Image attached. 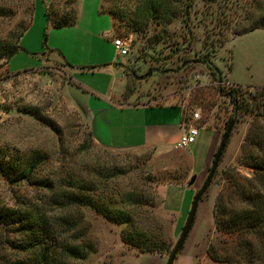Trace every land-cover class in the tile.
<instances>
[{
  "label": "rangeland",
  "instance_id": "rangeland-1",
  "mask_svg": "<svg viewBox=\"0 0 264 264\" xmlns=\"http://www.w3.org/2000/svg\"><path fill=\"white\" fill-rule=\"evenodd\" d=\"M168 1L177 6L175 0ZM260 1L264 8V0ZM150 4L151 0H0V54L14 52L6 58L7 64L0 60V212L45 208L51 198L42 187L45 180L65 185L74 178L95 180L98 171L106 176L118 172L101 195L104 201L142 188L146 197L154 199L155 208H144L136 217L138 226L145 233H162L170 248L175 246L225 132L230 108L217 95V87L238 85L251 94L264 89V28L233 35L224 25L231 12L217 21L216 6L201 1L193 2L187 25L180 19L156 23ZM263 8L249 2L245 7L254 17L264 15ZM46 12L51 19H46ZM75 14L79 27H53L52 21H71ZM242 16L231 22L232 29L249 25ZM113 37L131 40L128 55L116 56ZM212 40L221 43L208 56L218 73L200 61ZM88 94L109 98L116 107L162 105L147 111L163 114L173 127L164 131L162 144L154 148H104L92 139L78 106ZM193 113L199 114L197 121L191 118ZM252 122L249 117L233 125L172 264H224L210 262L206 253L210 245L223 241L215 232L214 203L225 184L224 172L230 169L243 178L252 176L253 169L240 161ZM189 123L198 129L195 143L175 149ZM32 163L30 179L22 178ZM45 210L50 216L58 214L55 207ZM81 212L97 253L79 264L167 263L166 257L139 254L124 245V225H113L91 210ZM13 230L0 223V264L19 257L9 244L21 238Z\"/></svg>",
  "mask_w": 264,
  "mask_h": 264
},
{
  "label": "trees",
  "instance_id": "trees-1",
  "mask_svg": "<svg viewBox=\"0 0 264 264\" xmlns=\"http://www.w3.org/2000/svg\"><path fill=\"white\" fill-rule=\"evenodd\" d=\"M194 1H201L205 6H216L219 11L215 13L219 17L217 21L220 17H226L225 12H231L224 25L233 35L264 28V15L254 17L245 9L248 2L252 7L262 9L259 6L260 0H175L177 6L171 5L168 0H151V18L156 23L165 24L180 19L187 25ZM169 8L175 11H169ZM241 13L242 20L249 21V25L232 29L231 22L236 23ZM45 17L50 18L48 12ZM52 24L55 29L74 26L76 14L71 21L58 19L52 21ZM26 29L19 35L18 43ZM218 44L221 43L212 40L200 60L217 73V68L211 64L208 56ZM11 50L0 54V60L5 59L7 64L6 58ZM214 71L212 75L215 76ZM216 92L230 108L224 120L225 130L230 122L234 125L245 122L249 117L253 120L240 154L241 163L251 167L253 173L250 178H243L230 169L224 172L225 184L214 203L215 232L223 241L210 245L206 253L210 260L224 264H264V122L261 120L264 117V89H255L251 94L238 85L230 88L218 86ZM90 135L93 139L91 131ZM33 163L23 171L22 178L30 179ZM104 173L98 171L95 180L74 178L65 185L48 180L42 182V187L51 192L50 201L44 204L45 208L55 207L58 214L54 216L48 215L44 207L34 206L26 210L1 211L0 223L13 227V232L21 237L9 242L11 248L19 254L18 259L10 264H79L96 254L97 243L89 232L82 208L91 210L113 225H124L121 241L127 247L135 249L139 254H157L168 260L173 248H170L167 238L162 233L141 231L136 220L146 211L144 208L153 211L154 199L146 197L145 190L136 187L130 192L112 195L105 202L101 195L108 188V182L118 177L119 173L112 176Z\"/></svg>",
  "mask_w": 264,
  "mask_h": 264
},
{
  "label": "crops",
  "instance_id": "crops-1",
  "mask_svg": "<svg viewBox=\"0 0 264 264\" xmlns=\"http://www.w3.org/2000/svg\"><path fill=\"white\" fill-rule=\"evenodd\" d=\"M79 20L76 14L74 27L80 26ZM133 91L134 89L131 92L127 91V95ZM125 92L126 90L123 95ZM78 106L87 118L94 142L107 149L154 148L162 144L160 142L165 136L164 131L173 127L166 122L168 119H163L165 117L163 114L147 111L150 109L148 107L162 105L140 103L116 107L109 98L88 94L85 100L79 101ZM139 120H142V123H139ZM133 256L138 257L137 254ZM210 262L215 263L212 260Z\"/></svg>",
  "mask_w": 264,
  "mask_h": 264
},
{
  "label": "water",
  "instance_id": "water-1",
  "mask_svg": "<svg viewBox=\"0 0 264 264\" xmlns=\"http://www.w3.org/2000/svg\"><path fill=\"white\" fill-rule=\"evenodd\" d=\"M17 50V49H16ZM15 50V52H16ZM14 53V52H13ZM11 53L8 58L13 54ZM7 58V60H8ZM232 127H233V122H230L224 132V134L222 135V138H221V141L219 143V146L214 154V157H213V160H212V164H211V168L209 170V173L207 175V178L203 184V186L201 187V189L196 193L193 201H192V204H191V208L189 210V213H188V216H187V220L185 222V225L181 231V234L175 244V246L173 247V250L171 252V255L170 257L168 258L167 260V263L166 264H172L173 263V260L174 258L176 257L177 253L179 252V250L182 248L183 244H184V241L188 235V232L192 226V222L194 220V217H195V212H196V208H197V204L201 198V196L206 192L208 186L210 185L211 183V180L216 172V169H217V166H218V162H219V159L222 155V152L226 146V143H227V140H228V137L230 135V132L232 130ZM195 180V177L193 176L191 178V180L189 181V186H191L193 184Z\"/></svg>",
  "mask_w": 264,
  "mask_h": 264
},
{
  "label": "built area",
  "instance_id": "built-area-1",
  "mask_svg": "<svg viewBox=\"0 0 264 264\" xmlns=\"http://www.w3.org/2000/svg\"><path fill=\"white\" fill-rule=\"evenodd\" d=\"M111 43L115 50L117 57H124L128 55L130 47H131V40L127 37H113L111 39ZM191 118L194 121L199 119L198 113H193ZM198 136V129L191 125V123L185 125V130L181 133L179 140L175 144V149H183L187 148L190 145L194 144L196 138Z\"/></svg>",
  "mask_w": 264,
  "mask_h": 264
}]
</instances>
